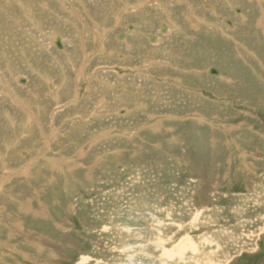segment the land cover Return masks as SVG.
I'll return each instance as SVG.
<instances>
[{"label": "rangeland", "instance_id": "rangeland-1", "mask_svg": "<svg viewBox=\"0 0 264 264\" xmlns=\"http://www.w3.org/2000/svg\"><path fill=\"white\" fill-rule=\"evenodd\" d=\"M0 264H264V0H0Z\"/></svg>", "mask_w": 264, "mask_h": 264}, {"label": "water", "instance_id": "water-1", "mask_svg": "<svg viewBox=\"0 0 264 264\" xmlns=\"http://www.w3.org/2000/svg\"><path fill=\"white\" fill-rule=\"evenodd\" d=\"M227 23L230 25V22H227ZM149 38L152 39V40H155V38L152 37V36H149ZM55 43H56V47H57L58 50H62L63 49V46H62V42H61V38L60 37H57L56 38V42ZM210 74L211 75H214V76H219L220 75V72L218 70H216V69H211L210 70ZM21 81L24 82V79H22Z\"/></svg>", "mask_w": 264, "mask_h": 264}, {"label": "bare ground", "instance_id": "bare-ground-1", "mask_svg": "<svg viewBox=\"0 0 264 264\" xmlns=\"http://www.w3.org/2000/svg\"><path fill=\"white\" fill-rule=\"evenodd\" d=\"M159 4V3H158ZM131 9V8H130ZM127 12V11H126ZM34 28V27H33ZM54 39V38H53ZM71 63V62H70ZM53 86V85H52ZM77 86V85H76ZM89 92V91H88ZM76 95V94H75ZM77 96V95H76ZM92 96V95H91ZM94 99V98H93ZM103 101V100H102ZM107 102V101H106ZM103 103V102H102ZM20 104H22V103H20ZM78 105V104H77ZM103 105V104H102ZM105 107V106H104ZM98 109V108H97ZM91 117V116H90ZM82 119V118H81ZM126 119H127V117H126ZM83 120V119H82ZM168 209V208H167ZM154 216V215H153ZM162 240V239H161ZM189 241V240H188ZM158 242H160V241H158ZM191 242V241H190ZM189 243V242H188ZM162 244H163V242H162ZM175 248V247H174ZM187 246L185 247V250H187ZM177 250V249H176ZM175 253V252H174ZM171 254V253H170ZM175 256V255H174ZM181 260V259H180ZM209 261V260H208Z\"/></svg>", "mask_w": 264, "mask_h": 264}, {"label": "crops", "instance_id": "crops-1", "mask_svg": "<svg viewBox=\"0 0 264 264\" xmlns=\"http://www.w3.org/2000/svg\"><path fill=\"white\" fill-rule=\"evenodd\" d=\"M76 88L78 89V85L76 86ZM58 91V90H57ZM59 96V95H58Z\"/></svg>", "mask_w": 264, "mask_h": 264}]
</instances>
